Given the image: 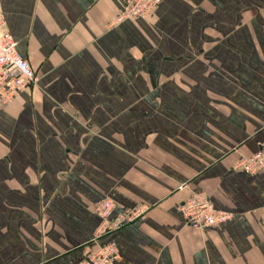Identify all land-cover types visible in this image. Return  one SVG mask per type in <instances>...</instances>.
Here are the masks:
<instances>
[{
  "label": "crops",
  "instance_id": "1",
  "mask_svg": "<svg viewBox=\"0 0 264 264\" xmlns=\"http://www.w3.org/2000/svg\"><path fill=\"white\" fill-rule=\"evenodd\" d=\"M1 5L36 78L0 108V264H264V168H234L264 145V0ZM197 189L234 215L183 223ZM103 197L147 208L95 237Z\"/></svg>",
  "mask_w": 264,
  "mask_h": 264
},
{
  "label": "built area",
  "instance_id": "2",
  "mask_svg": "<svg viewBox=\"0 0 264 264\" xmlns=\"http://www.w3.org/2000/svg\"><path fill=\"white\" fill-rule=\"evenodd\" d=\"M121 9L112 19L113 22L128 17H148L162 0H119ZM36 76L28 58L17 48V41L7 28L5 14L0 0V108ZM235 169L247 173H255L264 168V145L248 156H242L236 161ZM146 205L128 207L115 212V203L110 197L100 199L94 212L99 217V225L95 230V237L112 233L135 220L144 213ZM182 222L192 227L204 229L220 226L229 220L234 212L215 205L209 194L203 189L192 190L190 194L178 204ZM121 256L118 244L108 240L99 244L78 264H114Z\"/></svg>",
  "mask_w": 264,
  "mask_h": 264
}]
</instances>
